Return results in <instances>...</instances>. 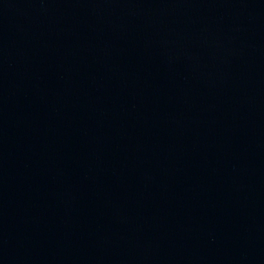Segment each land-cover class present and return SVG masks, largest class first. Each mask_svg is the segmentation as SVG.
Wrapping results in <instances>:
<instances>
[{"label":"water","instance_id":"1","mask_svg":"<svg viewBox=\"0 0 264 264\" xmlns=\"http://www.w3.org/2000/svg\"><path fill=\"white\" fill-rule=\"evenodd\" d=\"M0 264H264V0H0Z\"/></svg>","mask_w":264,"mask_h":264}]
</instances>
